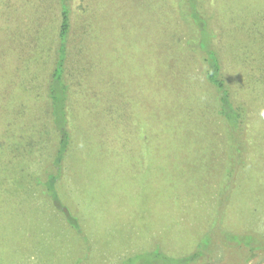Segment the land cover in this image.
<instances>
[{"label":"rangeland","instance_id":"1","mask_svg":"<svg viewBox=\"0 0 264 264\" xmlns=\"http://www.w3.org/2000/svg\"><path fill=\"white\" fill-rule=\"evenodd\" d=\"M65 1L78 29L85 23L86 12L77 8L83 0ZM180 1H88L90 18L101 29L89 35L92 51L86 57L92 62L86 65L103 60L101 73L97 66L92 79L105 88L111 111L94 116L82 103L85 118L74 117L76 133L58 180L60 198L79 218L80 235L54 213L34 181L50 168L56 139L47 92L59 0H11V26L5 32L11 42L0 39V87L6 90L0 118L4 115V125L10 122L16 145L0 153V264H73L83 254L82 264H116L157 246L179 256L207 233L212 253L201 264H264V0H208L205 5L235 96L249 111L247 162L232 185L236 199L224 223L214 212L221 208V176L204 177L226 161L214 107L206 108V121L199 120L212 127L197 121L196 129L181 127L194 112L173 116L170 105H182V99L158 91L171 83L177 58L187 59L184 53L174 56L185 37L183 27L173 28L174 17L187 10ZM18 26L20 43L14 38ZM15 45L18 53L10 49ZM159 101L164 109H155ZM197 171L201 179L195 178ZM233 194L224 193V207ZM224 230L254 234L262 247L251 256L248 246L224 245L218 238Z\"/></svg>","mask_w":264,"mask_h":264},{"label":"trees","instance_id":"2","mask_svg":"<svg viewBox=\"0 0 264 264\" xmlns=\"http://www.w3.org/2000/svg\"><path fill=\"white\" fill-rule=\"evenodd\" d=\"M88 1H81L77 7L79 10L81 9L83 12H86L82 19L85 23L81 26L82 28L78 26V29H75V26L73 27V23L76 24V20H74L75 16H72V11L66 1L59 0L58 3L57 37L51 65L50 85L47 92L48 120L55 131L56 139L50 157L51 160L49 161L51 169L48 168L43 177H41L42 175H37L34 180L39 187V193L44 197L48 205L54 209V213L69 228L80 235L82 234V228L79 218L74 214L69 205L60 198L57 190L58 180L62 175L63 161L69 153L73 136L76 133V130L72 126L74 124V117H77V120L85 118V115L82 113V103L88 104L89 111L93 112L94 116L101 113L102 110L111 111L110 104L106 98L107 93L104 92L105 88L103 91L101 87L94 86L95 84L98 85L100 80L97 83L92 79L96 73L99 71L101 73L103 60L98 59V72L97 66L89 68L86 65L92 62V60L86 57L87 52L92 51L89 35L90 33L97 34L101 29L100 22L95 24V21L90 18L92 12H90L91 7ZM111 1L116 4V0ZM10 2L11 0H0V39L8 40L9 42H11L9 33L5 35V32L11 26L9 19V15H11L9 9ZM180 2L185 4L188 11L185 10L187 13H180V17L176 15L173 19L175 22L173 28L183 27L181 31L185 33L184 39H181L177 43L178 52H175L174 56L177 58L179 53H184V58L187 59L184 60L185 62H179L177 58L174 64L177 65V68L171 70V83H168L167 89H163L165 85H162L158 91L161 94L169 90V92L177 93L179 100L182 99V105L179 102L170 105L173 106L171 111H176L175 114H172L173 116L176 115L177 118H181L186 110L190 113L194 112L195 115L187 121L181 118L186 123L181 127L185 125L186 127L191 126L196 129V121L200 126L205 127L208 121L201 125V121L199 120L206 121L205 116L207 115V119L210 116L206 108L210 107V104L214 107L213 114L218 119L217 121L222 128V138L220 140L222 145L224 144L226 161L220 165V170H209L205 173L204 177L207 178L209 175L211 178H218L221 176L218 195V199L221 201V208L214 212L216 215L215 220H220L224 223L226 209L236 199L233 194L236 187L233 188L232 185L236 184L237 177L242 173L241 171L246 165L245 162H247L249 149L247 139L249 111L246 104L235 96L232 84L230 83L231 77L225 71V64L222 62L217 48V32L209 25L211 13L206 11L205 6L208 0H181ZM174 3L176 2L174 1ZM98 12L100 13V11ZM17 30L14 35L16 42L20 41L23 35L21 26H18ZM78 30L80 31L77 32ZM187 31L190 33L188 34ZM3 40L1 43L5 42ZM10 49L15 53L19 51L17 45ZM85 77H89L87 82L84 80ZM91 79L94 83L88 86V81L90 82ZM176 86L179 88L177 89ZM5 91V89L0 87V98ZM9 93L10 91L7 95ZM207 98L210 99V102L207 101ZM8 101L9 98L4 101L6 105L4 110H8ZM161 102L159 101V105H156L155 109H164L160 106L162 105ZM182 109V113L178 114V110ZM190 120H192V124H189ZM178 123L180 124L179 121ZM4 124L3 115L0 118V126L2 127L0 128V153L16 145V142L12 143L10 139L12 134L15 133L7 128L10 122H6V125ZM209 126L212 127L211 123H209ZM186 127L185 129H187ZM28 144H31L30 139L28 140ZM185 154L187 157L188 154ZM195 174H197L195 175L196 179H201L200 171L195 172ZM224 193L233 194V196L230 195L231 197L226 198V208L223 205ZM207 234L208 236L201 237L193 250L187 254L179 256L169 255L160 246H157L146 251L129 254L116 264H201L203 261L208 260L212 253V236L209 233ZM218 238L221 239L220 241L224 245L233 242L236 245L243 244L248 246L251 256L256 255V252L262 247V245L256 243L257 237L251 233H236L231 230H224L222 236ZM81 239L83 242L87 241L84 235ZM79 257L73 264H82L86 258L84 254L83 257Z\"/></svg>","mask_w":264,"mask_h":264}]
</instances>
